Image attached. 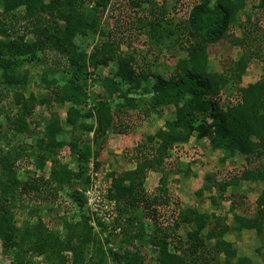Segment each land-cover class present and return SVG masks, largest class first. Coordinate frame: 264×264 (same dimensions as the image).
Returning a JSON list of instances; mask_svg holds the SVG:
<instances>
[{
    "label": "trees",
    "instance_id": "16d2710c",
    "mask_svg": "<svg viewBox=\"0 0 264 264\" xmlns=\"http://www.w3.org/2000/svg\"><path fill=\"white\" fill-rule=\"evenodd\" d=\"M127 1L137 8L152 2ZM110 2L0 0V238L3 252H12L10 264H38L35 257H41L46 264H108L109 260L114 264H144L141 224L130 213L122 215L142 205L144 213L158 223L156 208L166 206L171 196L162 184L148 196L144 182L149 171L162 170L174 144L186 143L194 136L206 140L213 150L222 151L224 158L240 154L248 162L252 158L264 159V78L238 86L250 60L245 55H240L226 71H207L208 44L227 36L238 15L244 12L247 0H192L186 19L177 25L159 15L164 14L163 9L152 5L136 16V23L141 29L146 28L145 35L155 46L177 40L185 50L186 57L175 62L168 76L137 72L135 54L120 58L111 74L98 71L99 66L107 67L119 54L123 42L98 27ZM252 8L264 9V0H257ZM89 34L106 38L87 51L89 45L82 39ZM27 35L30 37L26 39ZM231 42L240 41L234 38ZM251 54L264 59L257 52ZM31 67L37 68L45 91L25 96L23 86ZM121 82L125 83L124 88ZM228 84L237 85V98L223 105L219 94ZM95 85H99L100 92L91 97L90 90ZM136 93L148 97L138 99L132 95ZM114 94L123 100L114 104L115 110H133L148 116L172 107L174 118L164 120L144 142L124 150L122 157L134 163L133 168L106 173L110 179L107 197L115 201L117 217L110 223L97 220L95 229L84 209L85 199L79 186L83 188L89 181L90 161L95 169H100L109 131L114 132L117 127L122 131V120L114 121L109 103ZM90 98L93 102L88 107ZM36 105L44 106L47 121L41 136L35 139L34 158L28 162L24 149L15 151L11 141L15 135L30 130V116ZM58 108L65 109L64 120ZM3 145L9 148L5 150ZM63 150L74 160V169L63 161ZM24 161L33 164L34 172L25 169L26 175L21 178L18 163ZM163 180L160 177L159 183ZM203 181L197 196L210 192L208 199L214 208L229 200L227 212L219 216L213 211L178 208L171 229L166 231L156 225L148 238L156 249L155 264H198L214 256H222L220 264H252V259L239 254L225 235L232 232L240 236L244 230H252L259 237L264 234V188L251 215L235 213L233 199L241 181H260L264 185V169L247 166L220 180L207 173ZM64 191L78 214L58 216L60 210L66 213L67 206L58 200ZM19 199L31 202L29 219L20 226L14 221ZM41 205L61 222L62 233L48 226L49 220L38 214ZM228 211L233 213L231 223L225 222ZM180 225L185 228L183 238L175 233ZM117 235L127 244L120 253L103 245ZM134 240H139L138 245H132ZM261 257L264 262V253Z\"/></svg>",
    "mask_w": 264,
    "mask_h": 264
},
{
    "label": "rangeland",
    "instance_id": "374dc122",
    "mask_svg": "<svg viewBox=\"0 0 264 264\" xmlns=\"http://www.w3.org/2000/svg\"><path fill=\"white\" fill-rule=\"evenodd\" d=\"M215 0H211L214 3ZM257 0H247V4L244 12H241L237 17V22L232 25L228 34L224 39H220L217 42L209 43L207 46V71H226L233 62L240 56H249L250 60L245 69V73L242 75L238 84L239 87L246 86L249 83H253L257 80L264 78V59L260 56H255L251 52H257V55L264 56V9L252 8V5L256 4ZM124 4L123 6H118ZM158 7L163 9V15L165 20L173 24L182 23L191 8L192 0H152L151 4L144 2L141 8L131 7L127 0H111L103 14L100 17L98 27L104 34L111 33L113 39L121 38L119 54L109 62L107 67L99 66L98 71L102 75L107 73H113L117 68V61L129 54H135L137 61L135 67L137 72L148 73L150 75H162L168 76L174 69L175 62L179 58L186 57L185 50L179 46L177 40L170 41L169 43H162L160 46H155L153 42H150L145 35L146 28L139 26L136 23V16H141L146 12L148 6ZM22 11V9H20ZM249 16V20H247ZM16 27H20L18 24ZM15 27V28H16ZM22 29V27H21ZM18 31V30H17ZM19 33L21 31H18ZM17 33V32H16ZM30 37L27 35L25 38ZM106 36L100 34H89L82 40L83 43H88L87 51L91 49V45L105 39ZM237 38L238 44H233L231 41ZM79 40L78 42H80ZM149 47H151L149 50ZM37 68L31 67L26 84L23 86L25 96L29 92H34L36 95L43 93V87L39 82L37 75ZM60 78V75H56ZM2 84H0V87ZM16 87V86H15ZM121 87H125V83L121 82ZM237 85L228 84L224 86L219 94V99L223 105L226 103L234 102L237 98ZM91 97H94L100 92L99 85L92 86ZM134 97L141 99L148 97L140 95L138 93L132 94ZM147 99V98H146ZM8 98L5 102H9ZM88 107L92 105V98L88 100ZM122 98L114 94L109 98V103L113 107L114 104L122 102ZM4 102V101H2ZM1 103V102H0ZM61 119L64 120L65 109L58 108ZM114 121L122 120V126H120L119 132L115 129L114 132L109 131L107 135L104 148L102 150L99 162V166L103 168V172L124 171L134 167L132 162H128L122 157L124 150L129 147H133L137 143L145 141V137L148 134L154 133V131L162 126L164 120L173 119V108H166L161 113L158 111L151 113L148 116H143L141 113H136L133 110H115L113 107ZM1 121V119H0ZM30 130L28 132L19 133L15 135L11 144L15 146V151L24 149V155L28 162H31L36 152L35 139L41 136V132L45 122L47 121V112L44 106L36 105L30 116ZM63 126L68 129L69 126L63 121ZM8 146L3 145V148L7 150ZM11 147V146H10ZM64 157L63 161L68 162L72 169L75 168L74 160L68 156V152L63 150L61 152ZM26 160V159H25ZM19 162L18 163V175L21 178L25 177V169L27 171L34 172L32 163ZM132 163V164H131ZM161 171H149L147 178L144 182V193L148 196L157 192V187L162 184L171 196L170 202L165 206L157 207V222L155 224L150 217L144 213L142 205L135 207L129 212H124L122 216H127L129 213L137 217V221L141 224V230L144 232V239L142 242V252L145 255L144 264H155L156 249L148 242V238L157 226L164 228L166 231L171 229L173 219L176 218V211L178 208H197L200 211L211 212L216 215H223L227 212L229 207V200L221 201L220 206L214 208L209 203V193L203 192V196L199 197L196 191L202 186L203 178L205 174H214L217 180L229 177L231 174L239 173L243 168L250 166H256L260 169H264V159H251L250 162L240 154H234L227 158L223 157V152L220 150H213L206 140L196 139L191 136L186 143L174 144L167 152L164 165H162ZM39 171L36 170V173ZM104 173V174H105ZM160 177H164V180L159 183ZM105 178L109 179L105 175ZM264 185L260 181H241L238 188L235 189L233 199L235 200L236 208L235 213L251 215L255 209V200L260 194ZM79 189L83 191L84 187ZM58 200L63 206H67L64 213L62 210L58 212V216L78 214L79 210L74 205L71 206L70 201L65 196V191L59 193ZM21 202V203H20ZM19 206L14 212V221L16 225H21L24 220L29 219L28 209L31 202L28 200H20ZM42 206V205H41ZM117 214V211L115 210ZM128 213V214H127ZM44 220L53 226V228L59 229L62 233V226L60 221H57L56 216L54 219L44 206L39 210V213ZM232 212L227 213L226 223H231ZM115 220V219H114ZM59 223V224H57ZM53 224V225H51ZM210 224V223H209ZM157 225V226H156ZM98 229V228H97ZM206 230V229H205ZM205 230L203 233H205ZM185 228L180 225L176 230V235L181 238L184 237ZM103 234L101 233V237ZM225 238L231 241L238 250L239 254H244L252 259V264H264L262 260V253H264V234L259 237L252 230H244L240 236H236L234 233H227ZM132 245H138L139 240L131 242ZM106 249H110L114 252H122L123 248L127 246L126 243L121 241L119 235L110 237L107 242H103ZM129 247V246H128ZM259 249L257 251L256 249ZM12 252H3L0 238V264H10L12 261ZM207 257V256H206ZM208 262L201 261L198 264H220L222 256H214L213 258H207ZM34 261L38 264H46L41 257H35ZM190 264V263H189Z\"/></svg>",
    "mask_w": 264,
    "mask_h": 264
},
{
    "label": "built area",
    "instance_id": "2783aa9c",
    "mask_svg": "<svg viewBox=\"0 0 264 264\" xmlns=\"http://www.w3.org/2000/svg\"><path fill=\"white\" fill-rule=\"evenodd\" d=\"M88 167L89 181L82 191L85 199L84 209L90 217V224L97 229V220L110 223L114 221L117 214L115 201L107 197V190L110 187V179L105 178L107 172L102 173L101 166L100 169H95L92 161L89 162ZM116 231H119V228ZM108 264L114 263L109 260Z\"/></svg>",
    "mask_w": 264,
    "mask_h": 264
},
{
    "label": "crops",
    "instance_id": "0c3cea01",
    "mask_svg": "<svg viewBox=\"0 0 264 264\" xmlns=\"http://www.w3.org/2000/svg\"><path fill=\"white\" fill-rule=\"evenodd\" d=\"M132 164V163H131ZM134 164V163H133ZM133 168V167H132ZM226 236V235H225Z\"/></svg>",
    "mask_w": 264,
    "mask_h": 264
}]
</instances>
